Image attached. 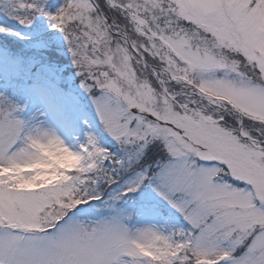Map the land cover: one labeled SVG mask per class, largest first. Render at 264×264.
<instances>
[{"label":"snow or ice","instance_id":"1","mask_svg":"<svg viewBox=\"0 0 264 264\" xmlns=\"http://www.w3.org/2000/svg\"><path fill=\"white\" fill-rule=\"evenodd\" d=\"M0 264H264V0H0Z\"/></svg>","mask_w":264,"mask_h":264}]
</instances>
